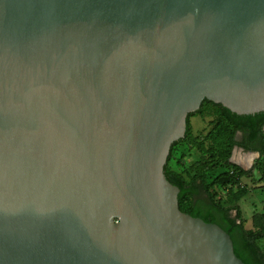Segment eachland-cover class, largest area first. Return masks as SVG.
<instances>
[{"label": "water", "instance_id": "water-1", "mask_svg": "<svg viewBox=\"0 0 264 264\" xmlns=\"http://www.w3.org/2000/svg\"><path fill=\"white\" fill-rule=\"evenodd\" d=\"M203 99L264 111V0H0V264H244L163 172Z\"/></svg>", "mask_w": 264, "mask_h": 264}, {"label": "rangeland", "instance_id": "rangeland-1", "mask_svg": "<svg viewBox=\"0 0 264 264\" xmlns=\"http://www.w3.org/2000/svg\"><path fill=\"white\" fill-rule=\"evenodd\" d=\"M199 108L189 117L188 134L171 144L165 165L187 182L196 174H203L210 192L219 196L223 205L240 209L244 227L258 230L264 221V154L237 145L229 147V127L221 121L216 108L204 99ZM235 139H242L240 131L235 133ZM216 163L219 167L211 169ZM232 164L246 173L235 170ZM243 191L246 194L234 201ZM189 202L186 199L182 207L185 209ZM257 244L264 252V237L257 239Z\"/></svg>", "mask_w": 264, "mask_h": 264}, {"label": "trees", "instance_id": "trees-1", "mask_svg": "<svg viewBox=\"0 0 264 264\" xmlns=\"http://www.w3.org/2000/svg\"><path fill=\"white\" fill-rule=\"evenodd\" d=\"M204 102L211 103L216 108L221 121L229 127V147L237 145L244 150L257 151L260 154H264V111L254 114H237L220 103L207 99H204ZM199 111L200 108L188 113L185 135L189 131V117ZM237 131L242 133L240 141L235 139ZM180 140H176L172 145ZM218 167L219 165L216 163L211 166V169ZM232 167L239 172L242 171L241 173H246V171H243L235 164H232ZM163 172L167 180L178 188L177 201L182 212L192 217L201 218L205 222L215 223L221 227L232 241L234 254L244 264H264V252L257 244V239L264 237V221L260 222L261 228L258 230L246 229L243 225L240 209L235 206L223 205L221 198L210 192L209 184L205 181L203 174H196L187 182L181 175L169 169L166 165L163 167ZM231 173L235 172L232 170ZM245 194L246 192L243 191L234 201H238ZM215 197L218 198L215 199ZM186 199H189L190 202L184 209L182 204ZM232 210L235 211L234 215L231 214Z\"/></svg>", "mask_w": 264, "mask_h": 264}, {"label": "bare ground", "instance_id": "bare-ground-1", "mask_svg": "<svg viewBox=\"0 0 264 264\" xmlns=\"http://www.w3.org/2000/svg\"><path fill=\"white\" fill-rule=\"evenodd\" d=\"M246 159H244V161H245ZM247 160H248V158H247Z\"/></svg>", "mask_w": 264, "mask_h": 264}]
</instances>
